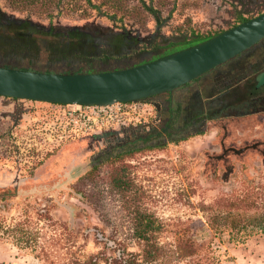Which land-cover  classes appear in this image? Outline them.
Returning a JSON list of instances; mask_svg holds the SVG:
<instances>
[{
    "label": "rangeland",
    "instance_id": "374dc122",
    "mask_svg": "<svg viewBox=\"0 0 264 264\" xmlns=\"http://www.w3.org/2000/svg\"><path fill=\"white\" fill-rule=\"evenodd\" d=\"M126 1L144 14L142 25L101 7L87 17L66 15L61 4L49 14L35 15L12 10L9 0H0V67L54 74L127 68L150 60L168 42L227 30L264 11V2L252 7L256 0ZM236 5L248 10L241 11L243 17L233 11ZM68 31L81 35L73 33L75 40L52 37ZM236 57L170 95L131 105L141 107L140 118L122 127L88 132L57 105L0 97V192L8 190L0 198V224L11 228L23 223L38 246L35 253L19 249L0 235V252L27 257L28 264L108 258L113 256L110 247L117 246L139 254L130 217L107 185V172L118 161L92 168V160L114 140L149 130L157 134L149 148L119 161L134 166L133 179L148 197L147 210L165 229V241L174 244L173 233L184 235V229L196 227V240L211 239L218 246L196 204L264 185V100L249 97L253 84L263 85L264 92V39ZM223 87L226 93L214 96ZM245 106L250 111L242 115L238 111ZM176 108L180 118L171 121L169 136L162 135L167 109ZM198 112L219 114L194 123L191 117ZM254 144L260 146L250 149ZM227 148L232 151L221 157ZM220 249L230 257L224 264H238L245 256L264 262V236L242 245L224 243Z\"/></svg>",
    "mask_w": 264,
    "mask_h": 264
},
{
    "label": "trees",
    "instance_id": "16d2710c",
    "mask_svg": "<svg viewBox=\"0 0 264 264\" xmlns=\"http://www.w3.org/2000/svg\"><path fill=\"white\" fill-rule=\"evenodd\" d=\"M126 2V0H9V8L18 12L46 15L49 14L52 8L61 4L62 11L66 15L74 13L79 17H87L90 11L93 9L97 11L101 7L112 15L134 19L138 25H142L145 20L144 14L138 8L128 6ZM251 18H242L234 26ZM221 32L219 31L203 37L184 38L182 40L168 42L162 46L160 53L154 55L150 60L140 62L136 65L154 61L166 55L193 47ZM73 33L79 36L81 35L79 34L80 32L68 31L66 36L55 34L52 37L57 40H75V38L73 39L75 35ZM180 45L186 47L175 49ZM90 73L94 72L91 71ZM253 85L254 91L249 94V97H252V99H263V85ZM164 94L168 95V93ZM141 101L144 100L136 102ZM222 110L223 108L220 110L222 113L227 111L223 110V112ZM249 111V108L245 106L244 111L238 112L245 115L249 114ZM238 112L235 111V113ZM166 114L168 116L167 127H165L162 135L169 136L171 134L170 123L173 119L176 121L180 118V109L176 108L174 111L167 109ZM218 114L217 112L212 114L209 112L204 117L207 119L210 117L215 118L218 117ZM182 127L184 128V126ZM160 135L158 134V136ZM155 136L157 134L154 135L149 130L148 132H141L140 134L133 133L124 140H114L105 150L99 151L92 160V168H96L99 164L105 162L118 161V164L111 166L107 172V185L117 196L121 210L130 217L132 223L131 238L136 243L139 254L127 253L120 246L110 247L113 253L111 257L100 258L98 255H89L82 261L74 260L70 264H99L100 262L103 264H224L230 260L226 250L220 249L224 243L233 246L242 245L251 237L264 236L263 185L258 189L259 191L255 190V188H244L237 195L220 196L209 203L200 202L196 204L197 210L202 215L201 218L204 225L210 233L211 238L217 241L218 246H214L211 239L196 240L198 231L196 227L184 229V235L181 234L179 236L177 233H173L175 237L174 244L166 242L167 237L164 236L165 229L147 210L146 203L149 202L148 197L133 179L131 170L134 166L119 161L123 156L130 157L140 149L149 148V143H151V140ZM6 193H8V190L0 192V198L4 199ZM188 222L192 225L195 223L193 221ZM0 235L10 237L12 243H15L13 246H16V248L19 246V249H29L30 252L34 253L38 248L36 236H34V233L30 229L24 227L23 223H18L11 228L0 224ZM161 240L163 242H160ZM34 257L37 258V255Z\"/></svg>",
    "mask_w": 264,
    "mask_h": 264
},
{
    "label": "water",
    "instance_id": "95a60500",
    "mask_svg": "<svg viewBox=\"0 0 264 264\" xmlns=\"http://www.w3.org/2000/svg\"><path fill=\"white\" fill-rule=\"evenodd\" d=\"M264 39V12L193 47L127 68L54 74L0 67V97L108 106L171 93Z\"/></svg>",
    "mask_w": 264,
    "mask_h": 264
},
{
    "label": "built area",
    "instance_id": "2783aa9c",
    "mask_svg": "<svg viewBox=\"0 0 264 264\" xmlns=\"http://www.w3.org/2000/svg\"><path fill=\"white\" fill-rule=\"evenodd\" d=\"M139 102L115 103L108 106L57 105L72 123H78L86 131L122 127L132 118H140L141 107L131 106Z\"/></svg>",
    "mask_w": 264,
    "mask_h": 264
},
{
    "label": "crops",
    "instance_id": "0c3cea01",
    "mask_svg": "<svg viewBox=\"0 0 264 264\" xmlns=\"http://www.w3.org/2000/svg\"><path fill=\"white\" fill-rule=\"evenodd\" d=\"M260 2H264V0H256V1H254L253 3H252V7L253 6H255L254 4H258V3H260ZM235 6V5H234ZM243 6H241V5H236V7H234L233 8V11L235 12V11H239V12H237V15L236 16H239V17H243V15L241 14V11H242V13L243 12H246V11H248V10H246V11H243V10H240V9H244V8H242ZM241 14V15H240ZM238 17V18H239ZM239 21V20H238ZM186 24V23H185ZM236 24V23H235ZM186 25H184V28H187V27H185ZM218 67V66H217ZM213 70V69H212ZM211 71V70H210ZM209 72V71H208ZM207 73V72H206ZM205 74V73H204ZM203 75V74H202ZM197 79V78H196ZM195 80V79H194ZM193 81V80H192ZM253 83V82H252ZM186 85H188V84H186ZM183 86H185V85H183ZM183 86H181V87H183ZM179 88V87H178ZM220 90H219V92L216 94V95H214V96H220V95H222V94H224V93H226V92H223V90H224V87L223 88H219ZM222 89V90H221ZM175 90H173V92H174ZM166 95V94H165ZM168 95H170V93H168ZM172 111V110H171ZM26 259H27V257H23V256H17L16 254H12V253H10V252H7V253H2V252H0V264H28L29 262L28 261H26ZM238 264H264V262H261V260H258L256 257H247V256H245L244 257V259H242L240 262H238Z\"/></svg>",
    "mask_w": 264,
    "mask_h": 264
},
{
    "label": "flooded vegetation",
    "instance_id": "af4514ba",
    "mask_svg": "<svg viewBox=\"0 0 264 264\" xmlns=\"http://www.w3.org/2000/svg\"><path fill=\"white\" fill-rule=\"evenodd\" d=\"M263 100H264V97H263ZM263 104H264V102H263ZM203 107V106H202ZM205 108L203 107V110H204ZM262 111L264 112V105L262 106ZM204 112V111H203ZM202 112V114H201V112H198V113H196V114H194L191 118L194 120V123H199V121L200 120H202V118H203V116H204V113ZM204 120V119H203ZM208 120H213V118H209ZM258 146H260V145H258V144H254V145H252L251 147H249L250 149H256ZM261 147L263 148V154H262V157L264 158V141H262L261 142ZM229 151H232V149L231 148H227V149H222V155H221V157H224V155L226 154V153H228ZM233 152L235 153V154H240L241 152H242V150H239V151H234L233 150Z\"/></svg>",
    "mask_w": 264,
    "mask_h": 264
}]
</instances>
